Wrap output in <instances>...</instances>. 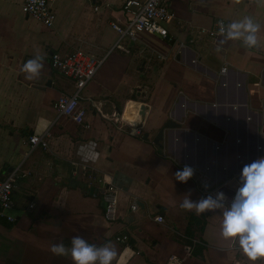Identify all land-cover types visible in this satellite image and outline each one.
I'll return each mask as SVG.
<instances>
[{
    "label": "crops",
    "instance_id": "crops-1",
    "mask_svg": "<svg viewBox=\"0 0 264 264\" xmlns=\"http://www.w3.org/2000/svg\"><path fill=\"white\" fill-rule=\"evenodd\" d=\"M125 1L55 0L49 28L22 12L24 0H0V177L18 166L26 173L14 191L16 220L0 219V264H73L50 247L70 249L74 236L97 247L111 243L113 264L242 262L238 237L222 236L224 199L243 184V167L264 156V0H170L168 35L126 38L130 51L110 53L84 89L85 128L56 109L75 83L52 67L51 55L77 48L105 55L119 37L111 23L126 21ZM245 17L258 32L230 37L229 26ZM221 21L226 34L198 32ZM249 34L257 45H247ZM38 57V73L22 71ZM169 119L181 127L155 144ZM46 132L50 151L31 150L30 136ZM185 166L194 170L186 183L175 179ZM103 174L121 187L114 222L104 215ZM209 196L221 207L202 214L180 208L185 197L199 203ZM123 233L128 244L116 240Z\"/></svg>",
    "mask_w": 264,
    "mask_h": 264
},
{
    "label": "built area",
    "instance_id": "built-area-1",
    "mask_svg": "<svg viewBox=\"0 0 264 264\" xmlns=\"http://www.w3.org/2000/svg\"><path fill=\"white\" fill-rule=\"evenodd\" d=\"M54 1L55 0H24L22 11L26 15L41 21L45 26L51 28L54 26L57 19V13L53 7ZM169 1L170 0H126L122 7L124 15L126 16V21L124 23L120 21L111 23L112 28L119 36L118 40L112 48L101 57L82 48H77L68 54H61L57 51L52 53V67L64 76L71 78L75 83V91L73 94L62 95L57 100L56 109L60 116H67L77 124H81L85 128L89 127V124L86 123L87 110L81 103L82 100L85 99L83 95L84 89L96 78L110 53L115 50L130 51L124 44L126 38L135 41L142 34H159L163 37L168 35V25L175 17V14L170 9ZM198 32L211 38H216L221 34H226L228 29L226 24L221 21L217 23L216 27H199ZM226 72L227 67L222 68L221 73L225 74ZM114 121L119 122L120 118L115 116ZM47 137L48 132L41 135H31L29 139L31 150L41 147L50 151V143ZM84 171L88 173V175L93 176L92 169L89 166H84ZM23 176H26V173L21 169V166H18L5 178L0 177L1 220L10 222L16 220L15 216L12 214V210L15 206L14 191L18 187V180ZM97 178L103 185L101 191L105 205V218L109 222H114L120 217L121 187L115 182L111 175L103 174V176H98ZM242 186L243 184L237 185L233 194L229 197L227 210L233 203L238 189ZM219 196L223 199L222 195ZM226 199L224 200L228 201V199ZM33 205L34 204H31V206ZM138 207L139 205L137 201H135L132 204V210L135 211ZM156 219L160 222L164 220L163 216L160 215L157 216ZM129 238L130 236L128 233L116 236V240L124 244H128ZM173 259L175 260L176 258L173 257L172 260ZM172 264L175 263L173 262Z\"/></svg>",
    "mask_w": 264,
    "mask_h": 264
},
{
    "label": "clouds",
    "instance_id": "clouds-1",
    "mask_svg": "<svg viewBox=\"0 0 264 264\" xmlns=\"http://www.w3.org/2000/svg\"><path fill=\"white\" fill-rule=\"evenodd\" d=\"M229 27L228 35L234 38L241 35V29L248 33H257L260 26L250 17H245L243 21L234 22ZM246 43L249 47L257 45V36L249 34ZM39 60V57L28 60L22 71L38 73L43 66ZM193 174V168L185 166L183 170L175 173V179L186 183ZM241 179L243 186L238 189L230 208L223 212L222 236L226 240L238 237L243 253L250 261L255 262L259 258H264V156L245 165ZM217 207L221 205L211 196L201 199L199 203L185 197L180 204L181 209L186 211L195 209L197 214ZM50 251L57 256L70 254L73 264H113L117 258V251L111 243L97 247L79 236L72 238L70 249L61 242L51 245Z\"/></svg>",
    "mask_w": 264,
    "mask_h": 264
},
{
    "label": "water",
    "instance_id": "water-1",
    "mask_svg": "<svg viewBox=\"0 0 264 264\" xmlns=\"http://www.w3.org/2000/svg\"><path fill=\"white\" fill-rule=\"evenodd\" d=\"M137 102L140 103L139 101ZM146 111H147V106L144 103H142L140 107V114L142 115V118L146 117ZM122 113H123V110L119 109L118 117H121ZM180 127H181V124L177 120L169 119L164 124V126L157 132V134L154 136L153 142L160 146L163 145L167 139L169 140L170 138H172L173 130L180 128ZM148 137H149V133L146 132L143 138L148 139Z\"/></svg>",
    "mask_w": 264,
    "mask_h": 264
},
{
    "label": "rangeland",
    "instance_id": "rangeland-1",
    "mask_svg": "<svg viewBox=\"0 0 264 264\" xmlns=\"http://www.w3.org/2000/svg\"><path fill=\"white\" fill-rule=\"evenodd\" d=\"M21 9H22V8H21ZM22 12H23V11H22ZM23 13H24V12H23ZM24 14H25V13H24ZM231 193H232V192H230V194H225V196L228 198V201H227L226 205H227L228 202H229V197H231ZM238 259L242 261L241 264H264V258H259V259H257L255 262H253V261H250V260L248 259V257L243 253V251H242V252H239V254H238Z\"/></svg>",
    "mask_w": 264,
    "mask_h": 264
},
{
    "label": "trees",
    "instance_id": "trees-1",
    "mask_svg": "<svg viewBox=\"0 0 264 264\" xmlns=\"http://www.w3.org/2000/svg\"><path fill=\"white\" fill-rule=\"evenodd\" d=\"M191 219H193V217Z\"/></svg>",
    "mask_w": 264,
    "mask_h": 264
}]
</instances>
